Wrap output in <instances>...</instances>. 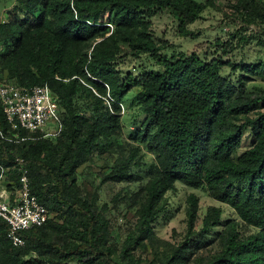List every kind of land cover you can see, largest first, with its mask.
I'll return each mask as SVG.
<instances>
[{"label":"trees","instance_id":"16d2710c","mask_svg":"<svg viewBox=\"0 0 264 264\" xmlns=\"http://www.w3.org/2000/svg\"><path fill=\"white\" fill-rule=\"evenodd\" d=\"M238 4L249 20L264 25V0ZM203 9L194 0H16L5 21L0 18V74L7 72L18 87L47 85L63 126L54 138L20 131L13 137L30 139L0 142L6 189L13 194L19 188L15 160L21 159L33 195L70 226L59 233L48 220L24 232L25 246L15 248L0 219V264H137L132 251L152 237L165 210V194L176 183L205 190L244 225L258 230L243 238L238 225L229 222L219 236L221 250L200 264H264V91L253 95L237 89L221 75L228 62L203 60L196 52H160L144 18L166 11L179 35L192 37L188 26ZM142 55H150L153 66L141 78L118 70L123 57ZM138 86L146 117L137 139L154 155L155 164L141 187L145 199L137 222L117 260L107 245L105 218L76 189V170L111 146L108 135L120 130L113 110ZM0 130L9 133L1 104ZM246 133L251 144L236 156ZM128 161L113 165L102 183L131 180ZM133 166L142 165L138 161ZM194 203L188 211V237L203 239L221 225L222 212L210 209L201 231L194 232ZM189 240L172 249L164 264H189V246L198 243Z\"/></svg>","mask_w":264,"mask_h":264},{"label":"rangeland","instance_id":"374dc122","mask_svg":"<svg viewBox=\"0 0 264 264\" xmlns=\"http://www.w3.org/2000/svg\"><path fill=\"white\" fill-rule=\"evenodd\" d=\"M15 1L0 0L2 20L5 21V13ZM194 1L201 3L204 9L199 19L188 26V30L194 34L192 37L180 36L175 20L168 12L162 11L144 16L149 23L151 41L159 49H163L160 52H196L203 60L228 62L230 65H224L221 75L237 89H241L242 93L260 95L264 91V25L243 15L239 0ZM217 42L222 45L214 47ZM241 65L244 67L241 68ZM152 66L153 59L150 55H142L133 60L123 57L118 70L124 75L131 72L136 78H141L143 71L150 70ZM4 83L16 84L7 72L0 74V85ZM140 91V86L133 88L120 104V109L113 110L118 116L120 130L108 135L112 138L111 146L100 149L92 160L76 170V189L105 218L107 245L115 250L117 260L128 234L137 222L145 199V192L141 187L147 183V172L155 164L154 155L137 139L146 117L137 99ZM259 106L253 108L249 114L251 117L256 116ZM250 144V135L246 133L236 156ZM130 157L133 158L129 162ZM127 161L131 165L128 173L131 180L102 183V178L111 171L113 165H126ZM138 161L142 165L140 168L133 166ZM9 183L11 184L10 181ZM14 183L16 182L13 181L11 185L14 186ZM192 203L196 207L194 232L201 231L202 220L210 209L222 212L221 225L213 227L203 239L196 234L188 237V211L193 208ZM163 205L165 210L153 225L152 237L132 251L137 264H164L170 251L185 244L188 239L198 242L189 246L192 253L189 264H200L221 250L219 236L222 230L228 228L229 222L238 225L243 238L256 235L258 231L244 225L229 206L215 201L205 190H192L176 183L174 190L165 194ZM49 220L59 228V233L70 227L68 219L52 210H49Z\"/></svg>","mask_w":264,"mask_h":264},{"label":"built area","instance_id":"2783aa9c","mask_svg":"<svg viewBox=\"0 0 264 264\" xmlns=\"http://www.w3.org/2000/svg\"><path fill=\"white\" fill-rule=\"evenodd\" d=\"M0 104L9 133L0 130V142L17 143L30 138L13 134L26 131L43 138L57 137L62 131L58 104L47 85L18 87L0 85ZM34 139V138H31ZM19 167V188L13 194L5 185V169L0 166V219L6 224V238L15 248L25 246L23 233L43 226L49 220V212L33 195L28 171L22 160H15Z\"/></svg>","mask_w":264,"mask_h":264}]
</instances>
